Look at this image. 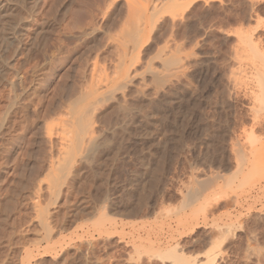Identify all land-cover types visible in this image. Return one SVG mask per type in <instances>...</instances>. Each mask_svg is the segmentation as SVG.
<instances>
[{
    "label": "rangeland",
    "instance_id": "374dc122",
    "mask_svg": "<svg viewBox=\"0 0 264 264\" xmlns=\"http://www.w3.org/2000/svg\"><path fill=\"white\" fill-rule=\"evenodd\" d=\"M19 1L0 264H264V0Z\"/></svg>",
    "mask_w": 264,
    "mask_h": 264
},
{
    "label": "bare ground",
    "instance_id": "6f19581e",
    "mask_svg": "<svg viewBox=\"0 0 264 264\" xmlns=\"http://www.w3.org/2000/svg\"><path fill=\"white\" fill-rule=\"evenodd\" d=\"M16 1H17V0H16ZM26 1H27V0H26ZM40 1H41V0H33V1H32V5H34V6H32V7H34L33 9H36V8L39 9V7H40V6H39V2H40ZM48 1H49V0H48ZM50 1H51V0H50ZM125 1H126V0H125ZM128 1H129V0H128ZM131 1H132V0H131ZM163 1H164V0H163ZM3 2H5V1H3ZM13 2H14V0H13ZM19 2L22 4V5L19 4V5H21L20 7H21V9H22V8H23V7H22L23 4H25V0H21V1H19ZM46 2H47V1H46ZM46 2H45V3H46ZM57 2H58V1H57ZM132 2H133V1H132ZM136 2H137V1H136ZM45 3H44V4H45ZM54 3H55V2H54ZM54 3H53V5H54ZM110 3H111V2H110ZM110 3H109V5H110ZM128 3H129V2H128ZM145 3H146V2H145ZM50 4H51V3H50ZM105 4H106V3H105ZM137 4H138V3H137ZM143 4H144V3H143ZM30 5H31V4H30ZM53 5H52V6H53ZM1 6H2V5H1ZM1 6H0V7H1ZM49 6H50V5H49ZM110 6H111V5H110ZM134 6H135V5H134ZM134 6H133V7H134ZM138 6H139V5H138ZM6 7H7V6H6ZM28 7H29V6H28ZM32 7H31V8H32ZM50 7H51V6H50ZM128 7H129V6H128ZM140 7H141V8H140ZM1 8H2V7H1ZM1 8H0V10H1ZM8 8H9V7H8ZM8 8H7V9H8ZM16 8H18V7H16ZM16 8H14V9L16 10ZM139 8L142 9V6H139ZM50 9H51V8H50ZM151 9H154V7L151 8ZM3 10H5V9L3 8ZM40 10H41V9H40ZM128 10H129V9H128ZM133 10H134V9H133ZM12 11H13V10H12ZM12 11H11V12H12ZM26 11H27V10H26ZM36 11L38 12V10H36ZM99 11H100V10H99ZM126 11H127V10H126ZM158 11H159V10H158ZM6 12H7V10H6ZM16 12H17V10L15 11V14H18V13H16ZM19 12H20V11H19ZM24 12H25V11H24ZM127 12H128V11H127ZM129 12H130V11H129ZM138 12H139V11H138ZM138 12H137V13H138ZM8 13H10V12L8 11ZM137 13H136V14H137ZM154 13H155V12H154ZM15 14H13V16H14ZM23 14H24V13H23ZM141 14H142V13H141ZM21 15H22V14H21ZM15 16H16V15H15ZM17 16H18V15H17ZM129 16H131V15H129ZM19 17H22V16H18V18H19ZM18 18H17V19H18ZM14 19H15V18H14ZM21 19H22V18H21ZM1 21H2V20H1ZM7 22H9V21H7ZM1 23H2V22H1ZM3 23H4V22H3ZM11 29H12V28H11ZM82 32H83V31H82ZM6 33H7V32H6ZM20 34H21V33H20ZM28 36H29V35H28ZM25 37H26V36H25ZM17 38H18V37H17ZM35 38H36V37H35ZM3 39H4V38H3ZM6 39H7V38H6ZM6 39H5V40H6ZM2 42H3V40H2ZM32 45H33V44H32ZM21 48H22V50L24 49L23 47H21ZM262 56H263V55H262ZM262 58H263V57H262ZM263 61H264V60H263ZM263 74H264V72H263ZM6 80H7V79H6ZM8 81H9V80H8ZM0 82H1V81H0ZM13 83H14V82H13ZM255 93H256V97H261V96L264 97V88H261L260 91L258 90V92H255ZM90 95H91V94H90ZM90 95H89V96H90ZM88 98H89V97H88ZM88 98H87V99H88ZM70 99H71V98H70ZM81 99H84V98H81ZM70 102H71V101H70ZM84 102H85V101H84ZM92 102H93V101H92ZM92 102H90V103H92ZM90 103H89V104H90ZM94 103L96 104V103H98V101H96V102H94ZM17 104H19V103H17ZM86 104H87V103H86ZM92 105H93V104H92ZM88 106H91V105H88ZM88 106H86V108H87ZM72 107H73V106H72ZM70 116H71V115H70ZM81 118H82V117H81ZM81 118H80V119H81ZM77 120H78V119H77ZM81 120H82V123H79V124H81V125H84V124L87 122L86 120H85L86 122H85L83 119H81ZM83 122H85V123H83ZM24 124H25V123H24ZM79 124H78V125H79ZM88 124H89V123H88ZM88 124L86 123V125H88ZM21 125H22V124H21ZM60 125H61V124H60ZM78 125H75V126L78 127ZM81 125H79V126H81ZM256 125H257V124H256ZM12 126H13V125H12ZM88 126H89V125H88ZM88 126H87V127H86V126H84V127L81 126V127L77 128V129H78V130L81 129V132H83V133L85 132V134H86V133H87L86 131H88V130L90 129V127H88ZM53 127H54V126H53ZM53 127L50 126V128H53ZM70 127H71V126H70ZM72 127H73V126H72ZM72 127H71V128H72ZM76 127H75V128H76ZM71 128L67 129V130L70 131V132L68 131L67 133H71ZM85 128H86V131H85ZM87 128H89V129L87 130ZM62 129H65V128L62 127ZM83 129H84V131H83ZM260 129H261V128H260ZM59 130H60V129H59ZM75 130H76V129H75ZM76 131H77V130H76ZM65 132H66V131H65ZM79 132H80V130H79ZM72 133H73V132H72ZM79 134H80V133H79ZM52 135H54V134H52ZM48 136H49V133H48ZM50 136H51V134H50ZM66 136H67V135H66ZM63 137L65 138V136H63ZM55 138H56V137H55ZM66 140H67V139H66ZM66 140H65V141H66ZM66 142H67V144H66V146H65L64 144H65ZM66 142H63V145H64V146H62V147L65 148V149H67L68 152H65V151H66L65 149H62L61 151H62L63 157H65L64 159H66V157H67V161H68V162H69V161L71 162V160L68 158V156L71 157L70 154L72 155V154L74 153V152H73V153L71 152L72 147H73V148L75 147V148H74V150H75L76 147L79 146V145H76V143H73V142H74V141H73V142L71 143V146H72V147L70 148V145H69V144H70V143H69L70 141H69V139H68ZM79 142H80V141H79ZM68 143H69V144H68ZM73 144H75L76 146H73ZM82 144H83V143H82ZM60 145H61V144H60ZM67 145H69V146H67ZM55 146H56V144H55ZM67 147H68L69 149H71V150L69 151ZM9 148H10V147H9ZM60 148H61V147H60ZM78 148L80 149V146H79ZM78 148H77V149H78ZM61 151H60V152H61ZM72 151H73V150H72ZM79 151H80V150H79ZM63 152H64V153H63ZM70 152H71V153H70ZM68 153H69V155H68ZM76 153H77V151H76ZM62 154H61V155H62ZM64 154H67L68 156H67V155H64ZM76 155H77V154H76ZM73 156H74V154L72 155V157H73ZM52 158H53V157H52ZM74 158H75V157H74ZM71 159H72V158H71ZM37 160H38V159H37ZM41 160H42V158H41ZM52 160H53V159H52ZM60 161H62V160H60ZM64 162H65V161H64ZM41 164H42V163H41ZM57 164H59V165H57V166L61 168L60 165H61V164H64V163L60 162V163H57ZM68 164H69V163H68ZM38 165H39V163H38ZM36 166H37V165H36ZM53 166H54V165H53ZM55 166H56V165H55ZM55 166H54V168H55L54 170H57L58 167H57V166L55 167ZM63 166H66V167H67V164H65V165H63ZM66 167H65V168H66ZM38 168H39V167H38ZM60 168H59V169H60ZM62 168H63V167H62ZM103 168H104V167H103ZM45 169H46V168H45ZM60 170H62V169H60ZM57 171H59V170H57ZM34 173H35V172H34ZM50 173H51V172H50ZM45 175H46V174H45ZM42 177H43V175H42ZM46 177H47V176H46ZM27 179H28V178H27ZM21 180H22V179H21ZM41 180H42V179H41ZM42 181H44V180H42ZM47 181H48V180H47ZM50 181H51V180H50ZM33 182H34V181H33ZM40 182H41V181H40ZM42 184H43V183H42ZM45 184H46V182H45ZM27 185H28V184H27ZM34 187H35V186H34ZM34 187H33V188H34ZM17 188H18V187H17ZM28 188H29V187H28ZM36 188H37V187H36ZM45 188H46V187H45ZM48 188H49V187H48ZM23 189H25V188H23ZM26 189H27V187H26ZM34 189H35V188H34ZM31 190H32V189H31ZM35 190H37V189H35ZM38 191H40V190H38ZM50 191H51V189H50ZM48 192H49V191H48ZM36 193H37V192H36ZM50 193H51V192H50ZM17 194H19V193H17ZM48 196H49V193H48ZM13 200H14V199H13ZM30 200H31V199H30ZM34 200H35V199H34ZM34 200H33V201H34ZM18 201H19V200H18ZM46 201H47V200H46ZM11 202H12V201H11ZM14 202H15V201H14ZM47 202H48V201H47ZM54 203H55V201H54ZM10 204H11V203H10ZM14 204H15V203H14ZM47 204H48V203H47ZM12 205H13V204H12ZM13 207H14V206H13ZM31 207H32V206H31ZM11 208H12V207H11ZM42 208H43V207H42ZM33 209H34V208H33ZM36 209H37V208H36ZM0 210H1V209H0ZM2 210H3V209H2ZM4 210H5V208H4ZM10 210H11V209H10ZM14 210H15V208H14ZM37 210H38V209H37ZM46 210H47V208H46ZM8 211H9V210H8ZM8 211H7V212H8ZM12 211H13V210H12ZM35 211H36V210H35ZM3 212H5V211H3ZM31 212H32V211H31ZM39 212H40V211H39ZM5 213H6V212H5ZM5 213H4V214H5ZM8 213H9V212H8ZM26 213H27V212H26ZM36 213H37V212H36ZM13 215H14V214H13ZM39 215H40V213H39ZM43 215H44V214H43ZM3 216H4V215H3ZM26 216H27V215H26ZM6 217H7V216H6ZM37 220H38V219H37ZM31 221H32V220H31ZM47 223H48V222H47ZM46 225H47V224H46ZM48 226H49V225H48ZM48 226H47V227H48ZM0 227H1V226H0ZM47 227H46V228H47ZM12 228H13V227H12ZM46 228H44V230H45ZM48 228H50V227H48ZM3 229H4V228H3ZM3 229H2V230H3ZM49 230H50V229H49ZM0 232H1V231H0ZM23 232H24V231H23ZM49 232H50V231H49ZM45 233H46V232H45ZM47 233H48V232H47ZM50 233H51V232H50ZM13 236H14V235H13ZM2 237H3V236H2ZM0 239H1V238H0ZM47 244H48V243H47ZM23 250H24V249H23ZM182 257H183V256H181L180 258L178 257V258H179V260H178V264H184L183 261H182Z\"/></svg>",
    "mask_w": 264,
    "mask_h": 264
}]
</instances>
